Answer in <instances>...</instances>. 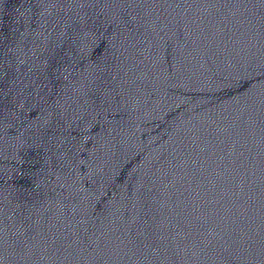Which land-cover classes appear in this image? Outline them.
Returning <instances> with one entry per match:
<instances>
[{
  "label": "water",
  "instance_id": "95a60500",
  "mask_svg": "<svg viewBox=\"0 0 264 264\" xmlns=\"http://www.w3.org/2000/svg\"><path fill=\"white\" fill-rule=\"evenodd\" d=\"M0 264H264V0H0Z\"/></svg>",
  "mask_w": 264,
  "mask_h": 264
}]
</instances>
